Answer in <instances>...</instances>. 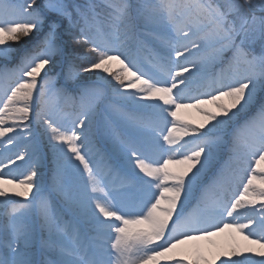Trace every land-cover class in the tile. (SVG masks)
Returning a JSON list of instances; mask_svg holds the SVG:
<instances>
[{
	"label": "snow or ice",
	"instance_id": "6c2138e0",
	"mask_svg": "<svg viewBox=\"0 0 264 264\" xmlns=\"http://www.w3.org/2000/svg\"><path fill=\"white\" fill-rule=\"evenodd\" d=\"M0 218V264H264V0H0Z\"/></svg>",
	"mask_w": 264,
	"mask_h": 264
},
{
	"label": "rangeland",
	"instance_id": "374dc122",
	"mask_svg": "<svg viewBox=\"0 0 264 264\" xmlns=\"http://www.w3.org/2000/svg\"><path fill=\"white\" fill-rule=\"evenodd\" d=\"M57 71H58V69H57ZM52 103L56 104V103H60V101L56 98H53ZM187 115H188V118H190V119H199V117L196 115V113L194 111L189 112ZM228 240H229L228 233H223V234H220L218 236L210 238L211 242L202 241L200 243L202 244L206 254H209L215 250V247L217 245H223V244L227 243Z\"/></svg>",
	"mask_w": 264,
	"mask_h": 264
},
{
	"label": "trees",
	"instance_id": "16d2710c",
	"mask_svg": "<svg viewBox=\"0 0 264 264\" xmlns=\"http://www.w3.org/2000/svg\"><path fill=\"white\" fill-rule=\"evenodd\" d=\"M210 195V197H211V194H209ZM0 221H1V218H0Z\"/></svg>",
	"mask_w": 264,
	"mask_h": 264
}]
</instances>
